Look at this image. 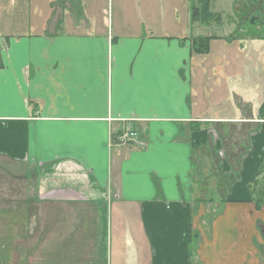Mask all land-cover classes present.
Wrapping results in <instances>:
<instances>
[{
    "label": "crops",
    "instance_id": "1",
    "mask_svg": "<svg viewBox=\"0 0 264 264\" xmlns=\"http://www.w3.org/2000/svg\"><path fill=\"white\" fill-rule=\"evenodd\" d=\"M31 2L43 4L0 0V179L27 187L16 199L6 192L0 213L6 223L15 214L18 244L36 243L21 233L31 211L38 220L47 213L48 264H264V207L241 199L237 184L240 199L211 219L216 202L198 186L202 137L212 143L218 124L249 120L210 115L195 97L194 63L198 82L211 68L202 60L210 48L192 52L203 37L186 36L188 21L201 29L191 14L178 0H146L157 19L134 30L106 19L97 1L46 0L45 18L7 19L5 6L29 13ZM126 127L137 139L121 146ZM94 225L103 238L90 239ZM12 243L0 245L2 261ZM39 249L33 264L43 260Z\"/></svg>",
    "mask_w": 264,
    "mask_h": 264
},
{
    "label": "rangeland",
    "instance_id": "2",
    "mask_svg": "<svg viewBox=\"0 0 264 264\" xmlns=\"http://www.w3.org/2000/svg\"><path fill=\"white\" fill-rule=\"evenodd\" d=\"M5 1L10 2V0ZM40 1L43 3L40 7L33 2L29 4V13L27 10L25 12L22 10L23 7L27 8V5L19 6L16 9V5L6 4L7 19L11 14H15L18 18L16 13H26V18L30 15V20L31 18H40V16L45 18L48 12L45 7L46 0ZM92 1L99 2L100 14L101 9H105L106 19L113 20L116 25L133 24L134 30L135 27L138 29V24L142 22L149 23V21L153 22V19H157L156 16H151L146 12L144 5L146 0ZM193 1L196 0H178L179 8H183L187 18L192 14ZM132 4L136 6L134 10H132ZM210 10L220 16L219 24L203 25L198 23V26L201 27L199 32L195 28L191 29L189 21L186 25V36L188 37H211L210 54L202 59L205 62L203 65H210V76L206 75L204 80L198 82V76L194 72L195 63L192 70L195 97L201 93L208 108L211 106V112H207L210 115L236 117L240 121L249 120V123L246 124H225L223 126L218 124L215 129H211L217 134L213 132L215 137L213 135L212 143L210 142L212 138L208 135L202 137L204 141L200 146L202 148L201 156L196 157L195 172L201 176L198 186L200 190L204 191V199L216 202L212 205L210 215L211 219H214L222 213L226 201L240 199L236 194H233L237 184L245 186V195L241 199L249 200L250 203H253V199L256 201L260 195L262 196V190H264V175L258 179L260 184L255 186L258 165L264 163V122H255L257 108L264 102V0H211ZM20 23L23 22L20 21ZM26 24L28 23L26 22ZM117 29L119 28L117 27ZM1 31H11L10 25L3 23ZM241 74L243 78L245 74L247 75L248 82L247 85L243 83L240 87V84L236 85L235 82L242 81ZM231 88L233 89L231 90ZM212 94H214V98H212ZM201 106H204V103ZM202 150L205 152L202 153ZM237 164H239V170L236 169ZM209 174H215V180H211L210 185L207 181ZM12 185L14 186L12 187ZM20 188L21 185L18 186L16 182L7 187L6 183L0 179V209L5 200L4 194L8 192L10 198L16 199V189L21 190V193L27 189V187L26 189ZM28 189H33V187L28 186ZM22 197L20 196V198ZM4 215L6 216V214L0 213V245L3 242L6 247L7 240L13 243L8 248V253H10L8 261L1 260V254L6 255V253L0 252V264H33V253L39 244L38 252L43 258L41 264H48L47 213H41L40 220L33 219L36 213L31 211L23 215L21 233L25 234L27 231L30 234L28 238H35L34 245L33 240L28 239L22 240L18 244L16 223L10 218L15 214H8L9 223H6L7 219ZM35 220H37V225L34 223ZM260 226L264 232V223ZM102 228L103 225H94L90 229V239L103 238ZM25 241L27 242L24 243ZM192 245L194 247L195 243ZM27 251L30 259L20 261L21 256L26 259ZM261 252L264 255V245Z\"/></svg>",
    "mask_w": 264,
    "mask_h": 264
},
{
    "label": "trees",
    "instance_id": "3",
    "mask_svg": "<svg viewBox=\"0 0 264 264\" xmlns=\"http://www.w3.org/2000/svg\"><path fill=\"white\" fill-rule=\"evenodd\" d=\"M210 7H211V0H196L195 2L193 1L192 7H191L192 22L201 23L203 25H208L210 23L219 24L221 21L220 16L212 13L210 10ZM210 41H211V37L193 40L192 41V52L194 54H199V55L207 54L210 48ZM258 120L264 121V102L258 107ZM262 175H264V163L263 162L258 166V170L256 173L255 186H258L260 184V180L258 179ZM263 183H264V180H263ZM252 202L255 204L257 211L261 210V208L264 207V190H262V196L260 195V197L256 201L253 199Z\"/></svg>",
    "mask_w": 264,
    "mask_h": 264
},
{
    "label": "built area",
    "instance_id": "4",
    "mask_svg": "<svg viewBox=\"0 0 264 264\" xmlns=\"http://www.w3.org/2000/svg\"><path fill=\"white\" fill-rule=\"evenodd\" d=\"M137 139V133L130 127H126L118 137L119 145H126Z\"/></svg>",
    "mask_w": 264,
    "mask_h": 264
}]
</instances>
